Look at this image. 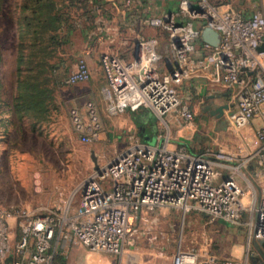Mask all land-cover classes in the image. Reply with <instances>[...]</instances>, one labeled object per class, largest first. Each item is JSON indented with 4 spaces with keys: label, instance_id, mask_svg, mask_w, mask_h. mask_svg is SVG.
I'll list each match as a JSON object with an SVG mask.
<instances>
[{
    "label": "built area",
    "instance_id": "1",
    "mask_svg": "<svg viewBox=\"0 0 264 264\" xmlns=\"http://www.w3.org/2000/svg\"><path fill=\"white\" fill-rule=\"evenodd\" d=\"M109 1L117 4L120 0ZM171 1L176 4L175 12L143 19L145 27L166 37L164 52L155 36L141 34L123 49L100 53L106 114L149 109L159 118L174 112L178 123H189L194 111L188 102H182L176 89L183 80L201 78L228 92L229 101L217 106H227L223 114L235 130L254 118L260 121L255 129L258 144L248 150L247 162L257 164L262 178L251 201L253 216L246 225L253 239L264 240V51L258 50L264 43V12L254 10L246 15L230 5L222 9L209 0ZM205 27L218 33L217 45L201 40ZM136 43L138 58L134 53ZM96 45L89 44L84 54L91 53ZM89 78L90 68L81 56L66 83L75 85ZM69 116L81 141L99 138L102 123L94 100H86L83 111L70 108ZM234 157L211 147L192 152L183 144L169 149L134 142L107 164L93 167L79 187L78 208L71 214L53 210L37 213L22 206L0 204V258L10 257L11 264H54L55 239L91 252L120 256L133 240V220L143 211L161 207L177 208L183 213L199 211L209 220L238 224L246 206L235 178L240 166L226 165ZM218 167L233 173L217 180ZM10 218L19 229V240L14 245L10 240ZM172 264L238 262L210 254L207 249H190L178 250Z\"/></svg>",
    "mask_w": 264,
    "mask_h": 264
},
{
    "label": "rangeland",
    "instance_id": "2",
    "mask_svg": "<svg viewBox=\"0 0 264 264\" xmlns=\"http://www.w3.org/2000/svg\"><path fill=\"white\" fill-rule=\"evenodd\" d=\"M210 1L220 6L229 4L247 15L254 10L264 12V0ZM20 3L21 0H0V202L6 207L26 206L37 213L53 210L71 214L79 203V187L93 172L95 161L99 165L107 164L116 153L124 149L132 135L135 138L139 135L142 144L155 145L157 141L154 134H170L172 128L167 123V118L154 120L150 117V122L157 124L156 133L153 134L147 127V124L148 126L151 124L149 121L145 119L144 125L138 123L142 116L143 118L146 116V112L143 109L134 112L130 110L121 116L102 115L103 130L99 138L96 141H81L72 127L69 110L72 107L83 106L86 100H96L95 97L98 96L101 97L99 109L105 110V102L101 95L105 78L100 66L97 76L99 86L97 92L93 93L94 96L90 92L93 90L94 81L91 74L87 81L75 85L66 83L73 64L79 58L81 38L77 34L73 35L72 44H65L61 48L63 65L58 64L59 68L52 72L49 80L38 76L36 80L31 81L51 90L52 97L45 102L50 112L49 116L46 119H34L24 111L16 113L14 98L18 94V83L27 74L25 63L21 65L22 72L18 74L20 43L23 44L21 51L24 55L27 54L25 40L19 38L16 22L21 17ZM71 12L73 17H81L82 11L79 7L72 8ZM145 34L155 36L160 42V50L165 51L163 44L166 37L160 31L149 29ZM133 37V34H130L127 39H122L124 43L122 46L125 47L124 41L130 42ZM194 78H187L176 86L182 102H188L194 108L195 115L192 121L200 128L199 133H195L192 139L195 144L192 146L193 150L197 151L206 145L214 150L222 149L234 155V160L230 163L235 166L238 164L241 174L246 173L249 176V171L243 167L244 164L250 163L247 162L249 149L246 145L249 144L253 148L257 146L255 129L260 121L254 118L243 128L235 130L227 114H223L220 119L209 115L208 111L203 110L204 107L218 105L219 101L213 96H206L210 89H206ZM37 116L40 118L43 116L41 110ZM245 130H249L248 135H243ZM212 140L220 144H213ZM242 142L245 146L241 145ZM241 174H238L237 178L243 190L242 199L246 206L242 220L249 223L253 216L250 210L252 190L241 179ZM253 186L256 188L257 184L254 183ZM204 215L199 211L183 213L182 210L173 207H161L153 212H144L138 219L133 220L132 225L136 231L122 257L112 258L104 252H91L82 247L79 248L80 254L96 264H136L138 258L146 264L171 262L178 250H201L205 230L212 235L222 233L216 227H211L207 222L209 218ZM248 227L246 225L245 234L242 233L244 238L250 229ZM227 233L224 231L223 238L212 236L208 252L221 257H233L238 264H253V259L258 255L252 243L253 239L245 238L243 244H236L227 238ZM16 234L17 229L12 238L14 242L17 241ZM56 254L62 257L63 264H68V261L75 258L71 248ZM0 264H3L1 258Z\"/></svg>",
    "mask_w": 264,
    "mask_h": 264
},
{
    "label": "crops",
    "instance_id": "3",
    "mask_svg": "<svg viewBox=\"0 0 264 264\" xmlns=\"http://www.w3.org/2000/svg\"><path fill=\"white\" fill-rule=\"evenodd\" d=\"M220 7L222 9H225L228 6L222 5ZM105 8H106V11H103V12H101V14L97 15V17L95 19V23H94V28L92 30H90L88 33L84 31L86 34H88V35H86L85 38H84V32H82V30L81 31L78 30L76 32V34L81 38V46H80V49L78 50L79 51L78 56L79 57L83 56L86 59L88 66L90 68L91 78L94 79V81L92 83L93 90L90 91L93 96L97 92V88L99 86V83L97 82V80H98L97 76H98V73L100 71V64H99L100 53L103 51H106L108 49H112V50L119 49V48L123 49L124 47L122 45L124 43L122 42V39H127L130 36V34H133V36H134L133 38H135L138 35L145 34V31L149 30V29L144 26L143 19L145 17H147L148 15L161 14V13L166 12V11L175 12L177 10L175 2H173L171 0H120L117 2V4H112L111 1L106 0ZM124 42H126V44H127L129 41H124ZM91 43H93V45L97 44L95 49L93 51H91V53L84 54V49ZM195 54H196V56L200 55L198 51ZM75 66H76V63L73 64L72 70L75 68ZM194 79L198 80L200 82V84H203L206 89H210V92H208L206 94V96L207 95L212 96V94H216L218 96L217 97V99L219 101L218 104H224V103H227L229 101L228 92H225V91L223 92L221 90L218 91V87L216 85H212V84L204 81L201 78H194ZM104 85H105V82H104L103 86ZM102 88H101V95H102ZM95 99L97 100V101L94 100L96 102L97 106H98V104L100 105L101 97L98 96V97H95ZM211 100H216V99L211 98ZM218 101H216V102H218ZM78 108H80L81 111H83V106H80ZM98 109H99V106H98ZM192 109H193V111H195L194 108H192ZM143 110L146 112V116L144 118L142 116L139 119V121L137 119L138 123H141L144 125L146 120L150 122V117L154 118V120L159 118L151 110H149V109H143ZM127 111H130V110H125L122 113H119L118 115H114V116L124 115ZM99 112H100V117L102 115L108 116L106 114L105 110L99 109ZM110 117H112V116H110ZM164 118L165 119L167 118V123L169 124V126L171 125L172 132L170 134L168 133V134L162 135L159 133V134L155 135L154 133H156V125L157 124H155L154 122H150L151 124L149 126L147 124L148 129L156 137L157 143L155 144V146H166L167 148L172 149L176 145L178 146V145L183 144V145H186L192 152H201L202 150H204L207 147V145H206L205 147L199 149L197 146L196 148H198L199 150H197V151L193 150L192 146L195 144H194V141L192 139H193L195 133H197V132L199 133V131H200V128H198V126L196 125L195 122L192 121L189 123H187V122L186 123H178L174 112L165 115ZM101 123H102V128H103L102 118H101ZM246 134L247 135L249 134V130H245V132H243V135H246ZM138 136L136 138L134 137V135L130 136L128 143L124 147V149H126L130 144H132L134 142L142 143L141 137L140 136L138 137ZM212 141H213V144H216V143L220 144L216 140H212ZM256 142H257V139H256ZM257 144H258V142H257ZM241 145L245 146V144L243 142ZM246 147H248V149H253V147H251V145H249V144L246 145ZM226 165L231 166V163H226ZM243 167H246V169L249 171V176L246 173L241 174V171L239 170L237 173H235V178L238 181L237 175L241 174V179L244 180L246 182V184L251 188L252 197H253L256 193L255 190L257 188V187L254 188L253 184L255 183L258 186V183H259L260 179L262 178V171L259 169L257 164H255L252 161H250V163H248L247 165L244 164ZM216 171H217V180H220L225 175H229V174L233 173V172H231L232 170L225 168V167H218L216 169ZM0 204L2 206H4L1 202H0ZM12 206H14V205H12ZM4 207H6V206H4ZM22 207L26 208V206H22ZM77 208H78V206H77ZM77 208H75V211H77ZM144 212H149V211H143L138 216H142ZM138 216H137V219H138ZM204 216H206V215H204ZM207 222L210 223L211 227H216L217 230H221L222 233L212 235L207 230H205L204 235L202 236V239H203L202 241H204L203 244L205 242H207V243H205L204 245L202 244L201 249H207L209 244L212 243V238L214 236L223 238L224 237L223 236L224 231L228 232L227 238L230 240H233L234 242H236V244H243V242H245V240H244L245 238H247L249 240L253 239V236H251L250 229L247 230L245 238L243 237V234H245L244 229L246 227V223H244V221L242 219L240 220V222L238 224H233L231 222H228V221H225L222 219H216L214 221L208 219ZM9 226H10V240H11L12 244L14 245L19 240V229L16 225V221L13 218L9 219ZM15 228L17 229L18 234H16L17 235V238H16L17 241L14 242L12 240V238L15 236V233H16ZM53 246L56 248L57 253L64 251L66 248L67 249L71 248V250L73 251V253L75 255V258H72L71 261H68V264H96L95 262L93 263L91 260H88V258L85 257L84 255L80 254L81 252H80L79 248L82 246H74V245H71L69 242H62L61 239H59V240L55 239L53 242ZM129 246H130V244L127 245V248ZM82 248H84V247H82ZM84 249H86V248H84ZM125 251L123 252V254L125 253ZM122 255L113 256V255L108 254V256H110L112 258H119V257H122ZM2 262H3V264H11V258L8 257L7 259L2 260ZM61 262L63 264L62 259L60 261H57L56 264H60ZM126 262L128 263L127 259H126ZM252 263H253V261H252ZM136 264H146V263L144 261H141L140 258H138L136 260ZM153 264H172V260H171V262H165V263L164 262H159V263L154 262Z\"/></svg>",
    "mask_w": 264,
    "mask_h": 264
},
{
    "label": "trees",
    "instance_id": "4",
    "mask_svg": "<svg viewBox=\"0 0 264 264\" xmlns=\"http://www.w3.org/2000/svg\"><path fill=\"white\" fill-rule=\"evenodd\" d=\"M105 5L106 0H63L62 3L54 0H21V17L16 22L19 38L25 40L27 54L21 51L23 44L20 43L17 62L18 74L22 72L23 63L27 66V74L18 83V94L14 98L16 113L24 111L34 119H46L49 116L45 102L51 99V90L31 81L38 76L49 80L52 72L59 68L58 64L63 65L61 48L73 43V35L78 30L87 33L92 30L97 15L106 11ZM76 7L82 11L80 18L71 15V9ZM85 32L84 38L88 35ZM39 110L42 111L41 118L37 116ZM61 259V256L55 254L54 264Z\"/></svg>",
    "mask_w": 264,
    "mask_h": 264
},
{
    "label": "water",
    "instance_id": "5",
    "mask_svg": "<svg viewBox=\"0 0 264 264\" xmlns=\"http://www.w3.org/2000/svg\"><path fill=\"white\" fill-rule=\"evenodd\" d=\"M201 39L202 41L207 42L213 46L219 43L218 33L210 27L203 28L202 33H201ZM258 50L264 51V43L258 48ZM134 53H135V58H138V43H136ZM169 70H170V67H169ZM224 108H227V106L226 105H223V106L209 105V106H205L203 110L208 111L209 115L216 116V118L220 119L223 116ZM94 169H98L97 161L94 162ZM252 243L255 249L257 250V252L264 258V240L253 239Z\"/></svg>",
    "mask_w": 264,
    "mask_h": 264
},
{
    "label": "flooded vegetation",
    "instance_id": "6",
    "mask_svg": "<svg viewBox=\"0 0 264 264\" xmlns=\"http://www.w3.org/2000/svg\"><path fill=\"white\" fill-rule=\"evenodd\" d=\"M253 264H264V258L258 253L255 259H253Z\"/></svg>",
    "mask_w": 264,
    "mask_h": 264
}]
</instances>
